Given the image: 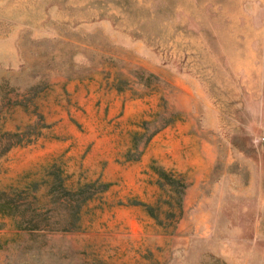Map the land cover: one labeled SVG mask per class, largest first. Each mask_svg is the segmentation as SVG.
<instances>
[{
    "label": "rangeland",
    "instance_id": "rangeland-1",
    "mask_svg": "<svg viewBox=\"0 0 264 264\" xmlns=\"http://www.w3.org/2000/svg\"><path fill=\"white\" fill-rule=\"evenodd\" d=\"M5 133L0 190L50 222L49 165L95 183L76 228L0 213V264H264V0H0ZM151 164L187 182L161 224Z\"/></svg>",
    "mask_w": 264,
    "mask_h": 264
},
{
    "label": "trees",
    "instance_id": "trees-1",
    "mask_svg": "<svg viewBox=\"0 0 264 264\" xmlns=\"http://www.w3.org/2000/svg\"><path fill=\"white\" fill-rule=\"evenodd\" d=\"M169 121L170 118H165L161 120L160 124H165ZM10 136L13 135H10V133L3 134V138L0 140V152L12 145L13 141ZM132 145H136V139H132ZM52 166L51 164L46 168L45 174L48 177L46 181L49 199L52 204H60L66 208L65 217L61 222L57 218L52 219L50 222L47 210L52 207L40 211L33 205V196L30 192L36 188L37 181L32 180L24 187L12 192L5 191V189L0 190V213L11 217L17 227L39 228L56 227L57 225L61 229L78 227L80 206L93 193L89 187L94 185L95 182H84L74 189H68L63 184L62 177H60V170ZM150 167L156 173L155 183L168 193L167 198H163V203L167 205V208L164 210V216L159 218L152 211L150 203L141 202L140 204L146 208L149 215L161 224L163 219L170 221L171 218L179 214L182 195L187 182L179 172L164 169L154 164H151ZM97 184L99 185L98 191H100L107 187L108 182H97Z\"/></svg>",
    "mask_w": 264,
    "mask_h": 264
}]
</instances>
